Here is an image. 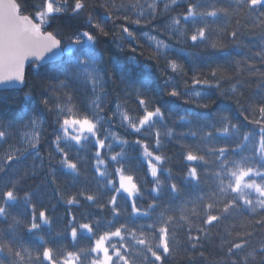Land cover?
<instances>
[{"label":"trees","instance_id":"1","mask_svg":"<svg viewBox=\"0 0 264 264\" xmlns=\"http://www.w3.org/2000/svg\"><path fill=\"white\" fill-rule=\"evenodd\" d=\"M16 1L64 54L0 90V264H99L95 240L115 231L111 264H264V0ZM80 34L116 142L66 135L93 116ZM117 106L149 118L124 126Z\"/></svg>","mask_w":264,"mask_h":264},{"label":"rangeland","instance_id":"2","mask_svg":"<svg viewBox=\"0 0 264 264\" xmlns=\"http://www.w3.org/2000/svg\"><path fill=\"white\" fill-rule=\"evenodd\" d=\"M58 10L59 4L55 3L53 0L48 6V10ZM40 18V16H39ZM147 42L151 44L154 48L164 52L166 49L172 48L166 42L162 41L161 39L150 36L148 34L145 35ZM89 43L90 40L85 34H80L76 38V44L82 52V55L86 54L88 58H80L79 59V71L81 78L91 87L93 91V98L91 101V108L93 110V116L90 119H81V120H67L66 121V128L65 132L68 138L79 140L80 138H87V137H97L98 134H101V138H105L111 142L118 141V138L115 137V133L110 127L104 126V115L99 112V107L102 100V93L98 90L99 85H101V79L98 72V68L95 65L96 62L92 59L90 55L91 52L89 51ZM117 121L119 123L124 124V126H130L136 124H146V120L149 117H145L143 119H137L136 117L128 114L123 108L117 106L116 107V115ZM41 129V122L36 118H31V120H27L22 128H21V141L22 148L31 146L38 140L40 135ZM19 149H15L13 152H17ZM9 152V153H11ZM150 164V163H149ZM154 167L152 169L153 172ZM118 190L124 192L131 201H134V197L136 195V186L130 178L129 175L122 173L120 170L118 171ZM264 190V189H263ZM135 212H139L135 209ZM85 231L89 233L90 229L88 225L84 226ZM119 235V231H115L112 233H106L100 236L98 239L95 240V253L99 255V264H111L113 257L116 253H112L109 251L107 246V241H109L113 237H117ZM47 259H49V255L47 254ZM124 262V261H122ZM56 264V263H52ZM63 264H75V256L71 255L65 259ZM123 264H126L124 262Z\"/></svg>","mask_w":264,"mask_h":264},{"label":"water","instance_id":"3","mask_svg":"<svg viewBox=\"0 0 264 264\" xmlns=\"http://www.w3.org/2000/svg\"><path fill=\"white\" fill-rule=\"evenodd\" d=\"M16 0H0V90L22 88L29 65L60 60L62 42L42 23L20 12Z\"/></svg>","mask_w":264,"mask_h":264}]
</instances>
